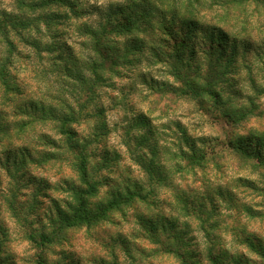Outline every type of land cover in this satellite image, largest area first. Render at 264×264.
<instances>
[{"label": "rangeland", "instance_id": "1", "mask_svg": "<svg viewBox=\"0 0 264 264\" xmlns=\"http://www.w3.org/2000/svg\"><path fill=\"white\" fill-rule=\"evenodd\" d=\"M24 1L27 5L21 8L18 0H0V19L20 14L21 22H32L26 29H0V255L4 264H39L41 258L43 264H182L142 236L139 213L178 220L187 232L184 243L195 264H209L206 255L211 244L215 252L227 256L226 264H233L232 257L242 258V264H264L246 242L252 237L257 248L258 244L264 248V199L237 181L243 178L262 186L264 170L262 174L254 164H245L229 147L230 140L264 138V9L244 0L229 9L222 5L229 7L230 0H151L168 11L175 6L181 15L190 13L203 23L222 26L242 42L221 84L225 104L215 105L210 99L166 91L168 84H179L167 64L150 51L166 54L169 48L162 41L161 17L151 13L148 3ZM111 18L119 22L118 27H109ZM150 19L152 25L145 23ZM124 28L130 31H118ZM105 29L114 49L108 66L115 71H104L103 79L89 92L84 84L86 79L88 84L94 82L89 66L97 56L91 30ZM127 50H132L129 59ZM198 51L186 56L194 66L204 59ZM44 107L48 114L74 112L77 121L69 125L76 141L62 135L63 124L46 115ZM226 112L235 117H226ZM183 133L206 151L202 165L190 168L180 156L181 148L187 150ZM71 142L87 143L91 165L100 162L106 151L113 158L115 152L119 154L115 166L99 169L96 177H102L103 184L92 202L109 197L108 190L123 186L125 178L155 190L153 202L137 201L91 227L68 228L43 246L30 235L50 232L54 205H65L71 199L69 187L80 184L67 150ZM178 189L197 204L190 205L196 208L194 214L185 215L177 200Z\"/></svg>", "mask_w": 264, "mask_h": 264}, {"label": "trees", "instance_id": "2", "mask_svg": "<svg viewBox=\"0 0 264 264\" xmlns=\"http://www.w3.org/2000/svg\"><path fill=\"white\" fill-rule=\"evenodd\" d=\"M18 1L21 8L27 5L24 0ZM140 1L148 3L152 9L151 13H158L162 20L161 26L165 35L162 37V41L169 48V51L166 52V54L157 52L154 48H151L150 51L159 58V61L167 64L169 73L174 77L175 82L179 84L178 86L168 84L166 91H170L176 95L199 99L201 101L210 99L215 105H220L221 101L225 104L224 89L221 84L223 83V78L229 73V62H231L234 55L236 56L237 50L242 42L232 37L222 26L203 23L196 17H192L190 13L187 16L181 15L175 6L172 10L168 11L159 7L151 0ZM249 1L255 3L257 7L260 6V8L264 9V0H244V3ZM242 2L243 0H230L229 7L222 6L229 9L232 4L239 3V5H241ZM151 15L153 17V14ZM21 18L20 14H14V16L7 14L4 19H0V29L6 30L9 27L12 29H26L32 24V22H21ZM131 21L132 17L129 16L127 22L131 23ZM145 23L152 25L153 21L150 19ZM118 24V21L111 18L109 27H118ZM147 28L150 29L152 26H148ZM129 29L130 28H124V30L118 31H130ZM102 30L104 31V27ZM106 30L107 29H105V32L91 30L94 44L92 50L95 51L97 56L89 66V71L93 76L94 82L92 84L89 82L88 84L86 79L84 84L87 87L89 86V92H92V89L103 79L104 71H115L111 66H108L109 61L112 60L114 49L110 46L112 44L109 45L106 40L109 34ZM134 49L138 50L139 48ZM198 49L204 55V59L201 64L194 66L191 61L186 59V56L189 55L190 58L193 57L194 54L199 52ZM131 52L132 50H127L126 52L128 59ZM224 59H227V63L223 66ZM65 69L67 72V68ZM68 72H70L69 68ZM68 76L70 77L71 74ZM162 89H166L165 85H163ZM224 104L221 107H224ZM42 110L46 112V115L55 118L59 122L61 121L64 127V130H61L62 135L71 138V141H76L73 139V137H76V133L72 126L69 125L77 121L74 112L71 111L69 113L51 110L48 114L45 107L42 108ZM224 115L228 118L235 117L231 112H226ZM183 134L186 140L187 150L181 148L180 156L188 162L190 168L202 165L207 158L206 151L203 150V148H199L195 140H191L185 133ZM246 139L230 140L229 147L237 157L246 161L245 164H254L255 167L258 168V171L263 174L264 138L259 135L251 137L249 140ZM53 143L55 144V142ZM80 143L71 142V147L68 146L67 148V150L72 153L73 165L77 171L80 184L73 183V185H71L72 187H69L71 199L68 198V200L65 201V205L61 206L58 203L54 205L55 210L49 218L51 226L50 232L42 231L39 236L30 235L31 240L37 244L46 246L48 243H52L58 235L68 228L84 225L91 227L102 220H106L114 211H124V207L134 206L137 201L148 204L153 202L152 193H155V190H148L144 184L132 178H125L123 186L122 184H116L117 187H115V189L108 190L107 194L109 197L92 202L91 199L98 195L100 186L103 184L102 177H96L99 169L115 166L120 157L119 154L115 152L113 158L109 156V152L106 151L102 154L100 162L91 165L89 155L87 154V143ZM26 155L32 158L31 154L27 152ZM174 157L178 158V156ZM176 167L179 169L181 164H177ZM149 169L152 171V167L149 166ZM162 181L161 179L159 180L160 183H162ZM237 181L252 188L264 199V185L261 186L254 181L243 178H239ZM176 191L177 200L181 203L182 209L186 211L185 215L194 214L196 208L192 210L190 205L194 204L196 206L197 204L195 201L189 198V196L180 189ZM136 217L143 231L142 236L146 235L144 237H147L153 243L159 245L161 251L171 253L178 257L182 261V264H195L193 254L185 247L184 237L187 232L180 226L178 220L166 215L161 216L160 214L150 217L139 213ZM252 239L254 238L247 237V244L255 249L256 253L264 260L263 245L258 244L259 246L257 248L256 245L253 244L254 242ZM213 247H215V245L211 244L207 251L206 259L208 263L226 264L225 261H227V256L222 252V254L215 252ZM242 261V258L238 259L235 257H232L231 260L233 264H242ZM0 264H4L1 260V255ZM39 264H43L42 258Z\"/></svg>", "mask_w": 264, "mask_h": 264}, {"label": "clouds", "instance_id": "3", "mask_svg": "<svg viewBox=\"0 0 264 264\" xmlns=\"http://www.w3.org/2000/svg\"><path fill=\"white\" fill-rule=\"evenodd\" d=\"M108 2V0H99L100 4H106ZM115 2V0H114ZM120 2H122V0H120ZM91 3L95 4L97 3V0H91ZM9 11H11V9H9Z\"/></svg>", "mask_w": 264, "mask_h": 264}]
</instances>
